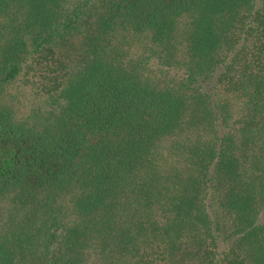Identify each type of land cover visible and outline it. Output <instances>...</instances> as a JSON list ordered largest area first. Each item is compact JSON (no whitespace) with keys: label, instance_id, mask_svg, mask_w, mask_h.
Listing matches in <instances>:
<instances>
[{"label":"trees","instance_id":"trees-1","mask_svg":"<svg viewBox=\"0 0 264 264\" xmlns=\"http://www.w3.org/2000/svg\"><path fill=\"white\" fill-rule=\"evenodd\" d=\"M97 2L89 33L87 1L0 0V202L23 215L0 264H264V0ZM123 33L181 73L122 61ZM39 63L45 109L19 115L9 91Z\"/></svg>","mask_w":264,"mask_h":264},{"label":"rangeland","instance_id":"rangeland-1","mask_svg":"<svg viewBox=\"0 0 264 264\" xmlns=\"http://www.w3.org/2000/svg\"><path fill=\"white\" fill-rule=\"evenodd\" d=\"M81 1L89 2V5L91 7L90 11H86L87 17L85 18V20L88 21V23L85 27L87 28L89 26V21L91 22L94 18V14H91L93 12V7H96L98 2L97 0H69L70 3ZM89 29H91L89 33H94L93 27L91 28V26H89ZM82 35L83 34H77L68 43L61 46L60 48H57L55 52V58L58 59V62L65 64V67H67L68 69H71L83 59L82 52L85 46L83 43L86 40L87 36ZM180 41L183 44L185 42L183 40ZM110 46H113L109 47L111 51H113L114 54L116 53L118 57L127 64H133V58L138 59L142 56L150 54V58L147 61V67L149 68V70H153L155 74H168L170 75V77H172L173 75H171V73H181V70H172L173 65H167L168 62L173 63L174 55L171 59H169L168 52L162 51L158 45L153 42L151 43L144 35L139 36L133 35L132 33L115 34L112 35V44H110ZM44 66L46 65L43 63L35 64L34 67L37 69L30 70V72L24 79V81L26 82H23L21 80V83L13 86V88L9 91L10 97L7 101L17 111V114L19 113V115H24L31 112L33 108L45 109V98L50 95L45 91V87L47 86L46 83L50 84V80L46 76H43L44 73H46ZM149 70L147 72L144 71L146 77L147 75H150L152 77L154 74H151V71L149 72ZM171 70L172 72L170 73ZM220 97L229 98V101L234 106L229 114V120L240 117L242 115V108L244 107L243 102L246 101L245 97L240 98L234 97L232 95L225 96L222 94L220 95ZM192 135L193 134L191 133L188 135V137ZM181 139L183 141V138L180 135L178 137V140L180 141ZM166 143V145L170 146L169 142ZM165 151L167 150L165 149ZM165 157L167 161L171 159L170 156ZM13 208L14 204L11 199L0 202V231L5 229L4 227L8 225L10 215L14 214L13 216L16 218H21L23 216L20 214V208Z\"/></svg>","mask_w":264,"mask_h":264}]
</instances>
